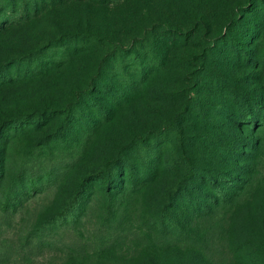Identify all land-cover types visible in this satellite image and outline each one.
<instances>
[{
  "label": "rangeland",
  "instance_id": "1",
  "mask_svg": "<svg viewBox=\"0 0 264 264\" xmlns=\"http://www.w3.org/2000/svg\"><path fill=\"white\" fill-rule=\"evenodd\" d=\"M27 3L0 29V264H264V0Z\"/></svg>",
  "mask_w": 264,
  "mask_h": 264
},
{
  "label": "trees",
  "instance_id": "2",
  "mask_svg": "<svg viewBox=\"0 0 264 264\" xmlns=\"http://www.w3.org/2000/svg\"><path fill=\"white\" fill-rule=\"evenodd\" d=\"M8 3H10L9 4L10 6H12V5H13V7L15 6L16 10L13 11V9H12V11H10V12H6V10H5V12L4 11L2 12V15H1L2 21L0 22V29H1L2 26L7 25L9 23H12L13 21H16L18 18L25 17L27 15V12H28L27 0H22L20 2L21 4L20 3L15 4V0H13V2H12V0H9ZM5 6H6V4H5ZM50 47L51 46H46V47H43L41 50L30 51L28 54L30 56H37V54L39 52H41L43 50H47ZM36 67L37 66H34L33 68H31V70L26 69L24 72H20L19 76H12V77L9 76V78L10 79H14L13 77H15V79H19L21 77L34 78L35 75H37L39 73V70H38L39 68L37 69ZM91 77H90V80L87 82L86 87L83 89V91L89 90L90 87L92 86V82H94V76L92 78ZM24 117H26V114H19V115H17V117H15V120L18 121V119H24ZM151 131H152V129L149 130L148 132H146L144 135L140 136V138L143 139V138L147 137L148 135H150ZM133 164L134 163L130 162V161L126 162V163H122V165H120L118 167V171H120L119 170L120 168L121 169L124 168L125 174L128 175L130 179L134 178L135 177V169H134V165ZM191 171L192 170L190 168H188L185 173L189 174V173H191ZM113 173H116V172H113ZM101 177L104 179V181L107 182V184L111 183V181H110L111 179L110 178H112V177L109 175V173H103V174H101ZM210 179L211 178H209V182H210ZM212 180H214V179L212 178ZM125 182L126 181L124 180V183ZM131 184H132V186L134 185L133 182H131ZM31 185H32V183H31ZM36 187L37 186H34V188H36ZM87 197H88L87 191L81 186L77 190V192L73 195V197L69 200L68 205L65 207V209L61 212L62 215L65 216L66 214H70V212H72L71 209H75L77 207H80V204H82V205L85 204V202L87 200ZM208 197H209V195H208ZM225 197H226L225 193L223 191L219 190V193H218L217 197H212V198L215 199L214 201H219L220 199H224ZM164 213H166V214L171 216V212L164 211Z\"/></svg>",
  "mask_w": 264,
  "mask_h": 264
}]
</instances>
